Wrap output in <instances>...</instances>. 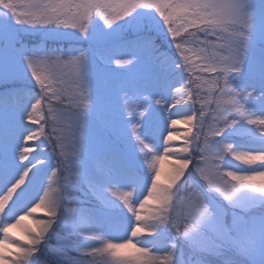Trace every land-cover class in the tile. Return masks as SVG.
<instances>
[{"label":"snow or ice","instance_id":"1","mask_svg":"<svg viewBox=\"0 0 264 264\" xmlns=\"http://www.w3.org/2000/svg\"><path fill=\"white\" fill-rule=\"evenodd\" d=\"M7 12H11V17ZM97 18L103 21V28L108 32H115L125 25L166 30L178 55V59L163 54L159 57L161 71L165 74V88L172 91L175 101L168 107L189 106L190 103L199 102V94L193 101L190 85L199 81L197 90L208 85L205 91L209 97L201 104V109L205 105L215 104V123L205 137V143L211 146L213 156L210 159L199 149V134L203 131L205 118L203 110L199 113L193 110L191 115L185 117V123L189 126L180 147L171 146V142L178 139L171 132L163 137L162 153L155 142H146L148 134L142 123L145 111L133 110L131 119L125 123L135 121L131 135L142 158V167L146 170L145 179L150 175L151 187L147 192L148 197H155L158 202L156 211L142 218L139 210L133 207L136 196L146 187V183H141L135 168L125 164L119 174L110 168L108 175L101 181L90 182V189L104 205V211L114 215L122 209L109 198L116 196V193L106 192L105 185L111 187L120 184L122 178L124 185L132 188V191L124 192L122 196H116L135 217L136 226L132 228L131 236L127 239L105 236L98 226L89 222L88 229L95 233L85 237L92 241L91 250L79 251L78 245L72 241H68L65 247L75 251L77 257L102 258V264H177L175 238L166 243L163 249L159 248L156 241L162 236H170L173 231L177 233L176 238H180V225L171 218V208L182 185L191 183L195 186L194 181H185V174L193 164V153L201 151V166L197 172L207 182L210 194H218L230 206L242 210L256 204L264 207V59L260 61L262 86L257 102H253L256 92L244 91L247 86L242 81L245 72L256 63L255 48L264 45V10L257 16L252 0H0V33L10 29L9 20L14 19L15 25L20 26L17 32L29 30L60 34L61 30L71 29L89 38L97 26ZM23 63L26 73H30V79L41 93L32 102L35 93L27 90L30 93L27 96L30 103L27 120L30 124L39 125V128L29 131L24 137L25 142L57 139L55 135L46 137L44 134V110L47 109L51 115L56 111L54 106L62 105L66 110H74L62 112L61 115L74 116L82 147L88 135V121L94 119L97 113V100L91 90L90 55L75 49L65 58L63 53L56 55L53 50L34 47L25 50ZM131 63V60H116L118 67ZM64 69H70L73 77L71 93L65 86L62 75ZM194 72L200 75H193ZM169 73L174 80L168 79ZM205 75L211 79H205ZM3 79L4 74L0 72V86ZM174 83L179 86L174 87ZM185 94L188 99H184ZM136 99L139 100V97ZM124 100L127 103L129 97L125 96ZM145 103L151 102L140 100L136 108L143 109ZM155 103L159 105L162 101L157 99ZM36 113H40L39 117ZM176 123L175 120L171 121L172 125ZM55 131L54 128L53 133ZM241 133L249 136L258 147L237 152L227 138ZM216 137L222 139L218 141ZM38 150L39 145L35 149L25 147L19 152V164L6 158L0 164V193H3L0 195V264H41L39 251L42 247H46L57 259H65L66 264H92L91 261L68 256L67 251L57 253L56 246L50 243L61 211V199L56 188L45 190L39 197V203L24 215L16 216L13 223L5 222V218H13L9 215L14 213L13 205L23 198L28 182L39 172L38 166L45 164L43 159H30L31 154ZM228 156L244 167L222 171L223 164L228 163ZM76 157L78 173L82 176L84 155L78 150ZM211 160L216 162L212 163ZM165 163L169 165L167 172L164 171ZM20 167L23 168L22 174L17 171ZM51 175L55 177L57 172L54 170ZM75 181L74 175L72 183L75 184ZM204 200L205 203L189 215L182 238L193 250L221 255L224 250H228L223 244L207 249L202 244V235L206 230H221L217 210L207 202V196ZM146 201L147 198L140 201L139 209L145 207ZM38 209H43L47 219L35 220L34 227L23 226L21 222ZM72 211L82 214L83 210ZM20 228L23 229L21 235L13 237L11 229ZM246 236L243 254L248 264H264V220L258 226L253 224ZM116 239L121 242H113ZM236 243L232 241V244ZM160 251L167 254H155ZM179 260L180 264H184L182 250ZM196 264L203 262L197 261ZM227 264L234 262L229 261Z\"/></svg>","mask_w":264,"mask_h":264},{"label":"trees","instance_id":"2","mask_svg":"<svg viewBox=\"0 0 264 264\" xmlns=\"http://www.w3.org/2000/svg\"><path fill=\"white\" fill-rule=\"evenodd\" d=\"M260 3L264 0H257ZM98 19V18H97ZM158 20L159 18L156 17ZM13 22L9 20V24ZM162 24V22H161ZM10 29L14 34L13 40L8 42H0V52H6L10 56L24 55L25 50L32 49L34 47H43L48 50H53L56 55L61 53L65 54V58L69 53H73V50L80 49L85 54L90 55V62L98 68H110L117 72L118 78L113 77L111 82L108 78H105V90L97 91L92 90L97 100V113L94 119L88 121L89 125L95 126L106 137L113 141L118 147V150L103 149L96 153H90L87 148V138L84 140L82 147L80 146V133L75 127L74 116L61 115L62 112L74 110H66L62 105L54 106L56 111L49 115L48 110H44L45 127L44 134L46 137L55 135L57 139H47L50 144L52 152V162L56 167L57 172V186L58 194L61 199V211L59 212V220L54 225L53 234L50 237V243L56 246L57 253L60 251H67L68 256L77 257L75 251L68 250L65 245L68 241L74 242L78 245L79 251H90L92 241L85 239V237L95 235L88 229V223L91 222L98 226L105 236L116 237L115 232L119 229H123L126 232V236L122 238L127 239L131 236L132 228L136 226V220L132 213L128 212V209L123 207V204L116 196H122L125 192L126 185L123 182L120 184L112 185L108 187L105 185V191L108 193L115 192L116 196H110L109 198L114 200L120 205L121 210H117L114 215H108L104 211V205L99 201L90 189V182H99L105 176L108 175V170L113 168L116 159L120 160L121 167L125 164L132 166L137 170V175L141 177V183H146V187L139 192L136 196L133 207L139 210V214L142 218L148 216L150 213L156 211L157 201L155 197H148L147 189L151 187L150 175L146 176V170L142 167V158L139 160H133L130 156L126 155V150L132 144H136L135 139L131 135V128L135 121L126 124L125 122L131 119L132 111H142L143 109H137L136 105L140 100L150 101L151 103H145V106H151L155 104L157 95L161 94L165 97L167 102V119H162L157 122V126L162 127L165 120L170 124L171 129L166 132L165 136L169 132L176 136L178 139L171 142L172 147H180L182 138L187 134V127L185 123V117L191 115L193 110L199 113L205 112V118L203 122V131L199 134V149L203 151L204 155L209 157L213 156L211 146L205 143V137L207 133L213 127V116L216 115L214 108L215 104L205 105L204 109H201V104L209 97V93L205 91L208 85H203L202 89L197 90L196 84L199 81H194L190 87L192 88V99L195 101L197 94L200 96V101L190 103L189 106H176L168 107L175 103L173 94L170 89L165 88L164 79L165 74L161 71V61L159 57L161 54L178 59L176 49L173 44L170 43V37L166 35V30L162 28H152L151 26L141 28H134V26L125 25L122 28H118L115 32H111V36L102 37L101 31L103 28V21L98 19L97 26L93 29L92 35L89 38L82 37L80 34L70 38L67 34L63 33L56 38H52V33L46 31H29L16 30L20 27L15 25V22L11 24ZM107 30V29H106ZM45 32V33H44ZM150 41L151 43H145ZM258 48L264 50V45H257ZM58 50V51H56ZM159 50V51H157ZM135 59L144 63L148 68L152 69L154 73L141 75L131 70L126 66L118 67L116 60ZM257 71L252 68L245 72L244 78H242L243 85H246L244 91H255L256 96L253 97V102H257L261 93L259 92L262 86L261 80L257 81ZM193 75H200L194 72ZM188 77L186 76V79ZM205 79H211L207 75ZM65 86L71 93L73 88V78L70 74H63ZM168 79L174 80L175 78L168 74ZM179 86L178 84L173 85ZM21 87L22 89H32L35 95L39 98L41 95L39 88L35 85V82L30 79L29 76L21 74H12L4 76L2 86H0V101L15 98L19 92L16 93V89ZM114 88V89H113ZM113 89V90H112ZM166 93V94H165ZM128 96L129 100L125 103L124 97ZM139 97V100L136 97ZM215 97H213L214 99ZM184 99H188L187 94L184 95ZM65 103H68L65 100ZM177 121L175 125L171 124V121ZM252 127V126H246ZM56 129L53 133V129ZM143 128L148 134L146 142H155L157 137H150V125L148 122L143 123ZM216 140H221V137H216ZM228 142H231L236 148L237 152H245L251 150L253 147H258L251 142V138L244 133L239 135H233L227 138ZM80 151L84 155L83 175L78 173V163L76 153ZM201 151L193 153V164L189 167L185 174V181L195 182V186L191 183H186L180 187L178 193L173 200V206L171 208V218L173 221L180 225L179 236L175 231L170 236L161 237L156 241L159 248L163 249L166 243H170L175 238L177 245V257H175L177 264H180L179 252L183 251L184 264H196L197 261H202L203 264H227L232 261L234 264H248L247 258L244 257L243 248L245 244L237 240V233L234 230V226L231 222V213L240 208H234L224 201L218 194H210L211 190L207 186V182L203 181L199 174L195 171V163L199 164L201 160ZM161 153L163 151H160ZM228 163L223 164L222 171L236 170L237 168H243L239 162L232 159L231 156L227 157ZM212 163L216 161L211 160ZM167 165V163H165ZM201 166V165H200ZM169 168V165H167ZM169 171V170H167ZM165 171V172H167ZM76 176L75 184L72 183V177ZM163 178V177H162ZM197 194L201 196L210 197L217 201L224 209V223L228 228V232L233 240L237 241L236 244H232L233 240H223L218 237L212 231H205L202 235V244L205 249L210 247L224 245V250L221 255L209 254L206 251L193 250L188 243L185 242L183 237L184 225L188 223V217L194 213L197 209V205H193L190 202L192 195ZM147 198L145 207L139 209L140 201ZM73 209H81L82 214L74 213ZM252 213L264 214V207L259 204L250 207ZM249 213V212H248ZM248 215V214H247ZM244 215V216H247ZM122 232V234H123ZM150 239V238H146ZM116 242V240H113ZM99 246V245H96ZM157 255L167 254L164 251L156 252ZM258 256V253H257ZM84 261H91L92 264H102V258L93 257H77ZM39 261L41 264H66L65 259H57L56 256L50 254L46 247H42L39 251Z\"/></svg>","mask_w":264,"mask_h":264},{"label":"rangeland","instance_id":"3","mask_svg":"<svg viewBox=\"0 0 264 264\" xmlns=\"http://www.w3.org/2000/svg\"><path fill=\"white\" fill-rule=\"evenodd\" d=\"M255 11L257 16L264 10V5L259 4L257 0H252ZM20 10V9H18ZM7 11V10H5ZM7 15L11 17V12H7ZM14 22V19H12ZM10 29L12 28L11 24ZM134 28H137L134 26ZM8 29L5 30L3 33H0V42H8L10 43L13 38L14 34L12 31ZM47 32V31H46ZM45 33V32H44ZM67 34L70 38H73L75 35L79 34L74 30H61L60 34ZM60 34H52V38H56ZM102 37L111 36V32H108L106 29H102L101 31ZM89 55V54H86ZM23 56H10L5 51L0 52V72L4 74V76H9L12 74H21L24 76H29L30 73H26L25 68L26 66L23 63ZM254 56L256 63L252 67L253 70L257 71V81L261 80L260 78V61L264 59V50L256 47L254 50ZM131 60L132 63L127 65L128 68H131L137 74L147 75L154 73V71L148 68L144 63L139 62L135 59H127ZM68 73L71 75L70 69L62 70V75ZM118 73L115 72L113 69L110 68H98L95 67L90 62V76H91V89L101 91L105 90V78H108L111 82L113 77L118 78ZM72 77V76H71ZM73 78V77H72ZM244 78V77H243ZM114 89V88H113ZM112 89V90H113ZM19 94L15 97V99H6L0 101V164L3 163V159L14 160L17 164L20 163L19 161V152L21 149L33 148L35 149L37 145H39V150L34 151L30 159L35 157L36 159H43L45 160V164L42 166H38L39 172L37 175L33 176L32 179L28 182L27 187L25 188V193L22 199L18 201L15 205H13L14 213H10L12 215V219L5 218L6 223H13L14 218L19 215H24L30 208L36 206L39 203V197L43 195L44 191L47 190L49 187L56 188V176L52 177L51 173L55 170L54 162H52V152L50 149V144L47 139L37 140V141H28L25 142L24 137L29 134V131H36L39 128L37 124H30L27 120V113L30 110V103L27 100V96L30 95L26 90L20 89ZM31 93H34L31 91ZM35 98H38L36 95L33 97L32 102H34ZM157 99L161 100V104H154L151 106H145L143 110L145 111V116L143 118V122H148L150 125V137H157L156 144L159 145V151H163V137L165 136L166 132L171 129L170 124L167 120L164 121V125L162 127L157 126V122L164 119H167V102L165 97L161 94L157 95ZM39 117L40 113L35 114ZM45 126V121H44ZM88 135H87V146L90 152L100 151L101 149H110L113 150L115 153L116 146L109 140L102 132H100L95 126L89 125L87 127ZM129 153L134 160H139L141 158L136 145H132L129 147ZM120 160H115V165L113 166L112 170L119 174L120 169ZM141 160V159H140ZM35 162V161H33ZM23 163L27 164L28 161H24ZM168 165V164H167ZM167 165H164V171L169 170ZM200 167V164L195 163V171ZM19 173L22 174L23 168L20 167L17 170ZM198 173V172H197ZM31 175V174H30ZM18 179V175L16 176ZM14 182V180L12 181ZM121 182H123L121 178ZM8 186H11L9 184ZM6 191V189H5ZM132 191V188L126 186L125 192ZM3 193H0L2 195ZM205 196L194 194L192 195L190 202L193 205H197L198 209L205 203L204 200ZM207 202L212 204V206L217 210V215L221 223V230L219 232L212 231L218 237L223 240H233L228 232V228L226 227L223 217L225 209L213 199L212 195L207 197ZM250 208L247 210H237L231 213V222L234 226V230L237 233V240L243 242L245 245L247 244V236L246 233L250 230L253 224L259 225V223L264 220V214H256L249 211ZM249 212V213H248ZM248 214V215H247ZM247 215V216H244ZM47 217L43 215V209H38L36 213H34L31 217L26 218L24 221L21 222L23 226L27 227H34L35 220H45ZM23 231L22 228L18 229H11V234L13 237L21 235ZM123 229H118L117 232L114 233L116 237H123L126 236V232H123ZM123 232V234H122ZM2 237V234H0ZM121 240L116 239V242H120Z\"/></svg>","mask_w":264,"mask_h":264}]
</instances>
